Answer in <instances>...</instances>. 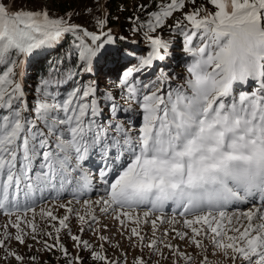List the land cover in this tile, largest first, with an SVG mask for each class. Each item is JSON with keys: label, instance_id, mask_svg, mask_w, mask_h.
<instances>
[{"label": "snow or ice", "instance_id": "1", "mask_svg": "<svg viewBox=\"0 0 264 264\" xmlns=\"http://www.w3.org/2000/svg\"><path fill=\"white\" fill-rule=\"evenodd\" d=\"M195 2L168 0L158 3L144 21L129 17L150 46L137 66L122 73L118 84L141 109L142 124L133 134V128L117 118L127 110L118 106L115 97L101 93L96 81L84 79L94 65L122 54L107 27V11L94 18L97 33L71 23L69 13L52 16L47 7L13 12L0 0V214L9 217L0 238L6 254L0 259L23 261V256L7 249L6 241L13 238L7 231L11 226L16 229L14 239L25 244L29 233L21 228L24 223L32 240L42 243L46 252L59 251L66 264H85L80 255L84 251L98 264H128L126 252L124 259H111L102 251L110 239L96 227L98 208L104 215L114 213L121 235L128 222L135 225L127 229L131 247L141 252L147 248L151 255L165 259L167 248L168 256L177 258L173 264L180 259L192 264L194 257L165 242L169 231L205 253L204 240L210 239L232 264H264V0H208L214 12L203 5L183 11L186 3ZM138 8L145 12L148 6ZM178 10L182 19L169 30L184 37L185 51L192 57L190 78L172 88L173 78L161 69L155 80L137 81L134 73L167 59L169 43L155 33ZM69 37L63 57L41 76L29 103L23 83L27 60ZM249 85L254 87L243 90ZM96 149L103 162L99 186L84 168ZM89 190L98 192L97 198L83 199L85 211L80 214L73 205ZM65 194L72 199L57 203ZM237 203L253 207L229 214L227 208ZM40 204L45 206L38 215L52 231L35 222ZM169 204L175 206L171 219L163 215L148 219ZM142 207L148 209L143 220L137 211ZM57 208L66 214L58 217ZM73 215L77 234L69 223ZM177 216L191 236L175 228L156 236L158 221L174 225ZM142 223L152 226L153 239L148 243L141 234ZM62 231L74 242L76 254L61 242ZM86 231L98 234L104 242L101 250L82 239ZM38 235L54 243L41 241ZM114 246L118 248L119 242ZM132 264H151V260L141 255ZM201 264H209L206 255Z\"/></svg>", "mask_w": 264, "mask_h": 264}, {"label": "rangeland", "instance_id": "2", "mask_svg": "<svg viewBox=\"0 0 264 264\" xmlns=\"http://www.w3.org/2000/svg\"><path fill=\"white\" fill-rule=\"evenodd\" d=\"M58 1H60L61 3L68 1L71 3V5L72 3L75 4L74 6L71 7L69 11L66 12L71 15L77 14V16L75 17L76 19H74L73 22L71 23L81 25L84 28L88 29L89 31H96L97 33H99L100 29L97 27L94 18L102 17L105 13V10H107V7L111 6L113 2H115V4L118 3V10L116 13L117 14L116 19H118V22L113 24L112 27H108V28H111L113 30L112 32L113 39L117 37L119 40L120 39L123 40L120 24H125V29L130 33L129 38L126 37V39L124 38V40H126L125 42L128 43V45H130L129 48L130 50L135 52L134 53L135 55L133 59L131 58V56L125 57L124 59L126 62L125 70H128L133 66H137L138 59L140 57L145 56L147 52L150 50V46L148 45L143 35V31L137 32L136 30H134L135 21L129 20V17H132L134 15L139 16L140 20L144 21L148 17V12L156 10L158 3L168 2V0H115V1L113 0H4V2L8 6H10L11 11L13 12L22 8L25 10L35 11L47 7L49 14L52 16L58 15L57 12H54L56 10L54 7L56 6ZM154 1L156 2V4L152 3ZM141 4L148 6L147 11L141 12L139 10L138 5ZM201 5L208 8L209 11L212 12L215 11V8L208 3V0H196L195 5L191 3H186V6L183 9V11L189 12L193 10L194 7H200ZM88 9H91V12H88L87 11ZM132 10L134 13L133 15H130V12ZM64 14L62 16H64ZM175 19L176 20L182 19L181 11L179 10L176 11L171 18H168L166 20L165 26L158 29L157 32L155 33V35H160L162 39H164L169 43V49H168L169 54L167 59L163 62H154L153 67L146 71L140 72L138 74L134 73V77L137 81L146 84L151 80H155L160 75L161 69L173 78L170 82L172 88H175L177 85H185L186 80L190 78L188 69L192 62V57L185 51L184 37L178 31L169 30L170 26L175 24L176 22ZM69 39L71 40V37H69ZM43 51L44 50L39 51L38 53H42ZM118 56L122 57L124 56V53ZM33 60H35L34 55L27 60L26 69H28L27 68L29 66L28 64ZM119 68L120 67H117L116 69H112V70L113 71L116 70L117 72ZM96 70H97V65H94L93 73L90 75L93 77L91 81H96L98 83L99 78H97ZM122 73L118 77H114V79H111V84L107 83L104 77V79H101L103 83H98V85L99 87L104 88V91H107L109 96H112L113 94L114 95L119 94L121 96V98L119 99L115 98V100L121 109L127 111H120L118 117L121 121H124L128 127L133 128L134 130L133 134H135V130H138V128L142 124V115L139 114L141 113V109L135 100L129 101L126 92H122L121 88L118 87ZM23 83L25 86V78H23ZM104 84L107 85L105 86ZM249 89H250L249 86H247L243 90H249ZM188 91L190 94V89ZM28 99L30 98L28 97ZM29 103H32V100H29ZM128 121H131V124H129ZM67 201H68L67 198H64L60 201H57V203H66ZM50 204L51 203H49V205ZM73 207L76 209V211L80 212V214H84L83 204L82 205L74 204ZM39 209L40 206L37 207V216L35 222L39 225L41 229H44L45 231H52L50 227L46 226V223L44 221H41L40 216L38 215ZM54 214L59 217L65 215L66 213L64 209L57 208L54 209ZM164 214L165 213L155 214L153 216H150L148 219L152 220L155 219L156 216H161V215L164 216ZM139 215L143 220V213H139ZM166 217L171 219L170 216H166ZM31 218H32V214L29 213L28 219ZM11 219L14 222L15 216H13ZM177 221L179 222H177L174 225L169 224L167 222L160 224L158 221V231L156 232V236H161L165 229H171V228H175L180 233L187 232L188 235L191 236V230L188 229L183 223H181L178 217H177ZM69 223L72 233L73 234L79 233V225L75 215L72 216ZM6 224H9V217L0 214V238H2V234L5 231L4 225ZM103 225H107L106 231H103ZM134 226L135 225L131 222L127 223V229H130L131 227ZM96 227L101 229L103 235L109 237L110 243L104 244L103 241H100L98 239V234L94 235L92 232H88V231H86L83 234L82 239L90 241L97 250H101L100 245L104 244V248L102 251H106L107 256L111 259H124L125 257L122 256V253L124 252L127 253L126 260L128 264H132L133 259L141 255H143L145 259H150L151 264H157V262L158 264H173V259H177L175 257L168 256L167 248L163 249L164 255L165 257H167L165 259V258H161L159 255H151L147 248H145L143 252H141L139 247L136 248L131 247L128 239L126 238L130 233L127 231V229H125L123 230L124 235H121V231H122L121 226L117 221L113 219V217L111 218L109 216H107L106 218L105 216L102 217L101 219H99V224L96 225ZM21 228L24 230V232L29 233V235L25 237V244L22 245L14 239L16 235V229L9 226L7 228V231L11 233L13 238L9 241H6V245L9 251H16L19 255L23 256L24 257L23 261L22 262L17 261L14 258L9 257L7 260L0 259V264H66V260L61 256V253L59 251L53 250L52 252H46L43 250L42 243H37L36 241L32 240L31 229L27 226V224L22 223ZM140 230L142 235H146L145 243H148V241L153 239V230L150 223L148 224L142 223ZM60 236H61V242L66 245L68 251L72 254H76L77 249L73 246L74 242L63 231L61 232ZM174 237H175V233L169 231L168 236L164 238L165 242H171L174 246L179 245L181 251L192 254V256L194 257L192 260V264H201L205 255L208 258L209 264H232L230 258H226L223 252L212 246L210 239L204 240V245L207 248V252L205 253L197 249L194 245H190L187 239L181 240ZM37 238L41 241L47 240L49 244L54 243L53 239H50L45 235H38ZM117 242H119L118 248L114 246L117 244ZM28 245H31V247H29ZM5 254H6L5 248H0V257L5 256ZM80 255L85 257V264H98V262L89 258V254L87 251L81 252ZM31 257H36V260H31L30 259ZM179 264H185V261L183 259H180ZM237 264H239V261L237 262Z\"/></svg>", "mask_w": 264, "mask_h": 264}, {"label": "trees", "instance_id": "3", "mask_svg": "<svg viewBox=\"0 0 264 264\" xmlns=\"http://www.w3.org/2000/svg\"><path fill=\"white\" fill-rule=\"evenodd\" d=\"M148 3H151V2H148ZM152 3L156 4L155 1ZM74 5L75 4L73 3L71 5V3L68 1H65L63 3L58 1L56 6L54 7L56 9V10L54 9L55 10L54 12H57L58 16H62L64 13L69 11L71 7ZM117 10H118V3L115 4V2H113L111 6L107 7L106 11L109 14V23L107 27H112L113 24L118 22V19H116ZM133 13L134 12L132 10L130 12V15H133ZM76 16L77 14L75 15L72 14L70 22H73V20L76 19L75 18ZM120 25H121V32H122L123 37L129 38L130 33L125 29V24H120ZM113 41H114V45L121 50V53H124V56L122 57L110 56L106 60H104L102 63L97 64L96 72H97V78H99L98 83H103L101 79H104L105 77L106 82L111 84V79H114V77H118L122 72L125 71V65H126V62L124 60L125 57L131 56V58L133 59L135 55L134 54L135 52L130 50L129 48L130 45H128V43H126L125 40L124 41L121 39L119 40L117 37H115ZM69 42H70V39L68 38L58 47L50 48L48 50L45 49L42 53H36L34 55L35 60L31 61L28 64L29 66L27 67L28 69L26 71L27 74L24 77L25 78V90L28 94V97L30 98L29 100H32V102L35 96L34 89L37 86L39 79L41 78V76L47 73L49 66L51 64H54L58 59L63 57L66 49L69 46ZM117 67H120L117 72L116 70L115 71L112 70V69H116ZM84 79L88 81V80L93 79V77L91 75H86ZM104 85L106 86L107 84H104ZM69 87H71V85H69ZM99 90L101 93L107 92V91H104V88H101V87H99ZM113 91H116V90H113ZM112 96L115 97L116 99L121 98L119 94H116V95L113 94Z\"/></svg>", "mask_w": 264, "mask_h": 264}, {"label": "bare ground", "instance_id": "4", "mask_svg": "<svg viewBox=\"0 0 264 264\" xmlns=\"http://www.w3.org/2000/svg\"><path fill=\"white\" fill-rule=\"evenodd\" d=\"M256 201H257V206H259V202H260V197L259 196L256 197ZM248 204L249 203H247V204H245V203H237V205L235 207H233V206L230 205L227 208V211L229 212V214H231L233 212H235V213H241V212L247 211L249 208L253 207V205L251 207L250 206L248 207ZM244 205H245V208H248V209H245V210L242 209L244 207ZM173 209H175V206H173ZM164 216H170V217H172L173 215L165 213Z\"/></svg>", "mask_w": 264, "mask_h": 264}]
</instances>
